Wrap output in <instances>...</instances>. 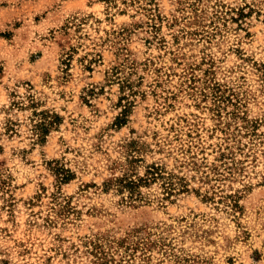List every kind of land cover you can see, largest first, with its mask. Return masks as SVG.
<instances>
[{"label":"rangeland","instance_id":"1","mask_svg":"<svg viewBox=\"0 0 264 264\" xmlns=\"http://www.w3.org/2000/svg\"><path fill=\"white\" fill-rule=\"evenodd\" d=\"M152 164L186 188L108 183ZM136 229L119 264H264V0H0V264Z\"/></svg>","mask_w":264,"mask_h":264},{"label":"trees","instance_id":"2","mask_svg":"<svg viewBox=\"0 0 264 264\" xmlns=\"http://www.w3.org/2000/svg\"><path fill=\"white\" fill-rule=\"evenodd\" d=\"M127 85L129 84L127 83ZM40 115L43 119L40 118L38 122H35V124H33V131L35 135H37V137L42 139L47 134L49 126L55 123L58 116L56 114H53L50 122H45L44 118L46 117V115H48V113L41 111ZM120 120L123 121L124 117H121ZM221 155H224V152H221ZM60 177L61 180H66L69 176L67 174H62V176ZM175 178L177 177L174 176V174L166 172L162 166L152 164L148 166L143 175L132 174V168L129 167L123 169L120 174H115L110 179H108V183L115 185L117 190H119L120 192L126 190L127 196L130 199H140L142 197V194L139 191L140 185L149 184L160 179L165 193L163 198L166 199L176 191H181L186 188L184 184H180L181 186H176L177 184L174 181ZM149 234L150 232L146 231L145 229H136L132 232H128L123 238L109 241L108 264H119L114 259V252L120 249H122L123 257H127V259H131L132 257H134L136 252L144 254V252L152 244L149 238ZM95 247L97 248V245Z\"/></svg>","mask_w":264,"mask_h":264}]
</instances>
